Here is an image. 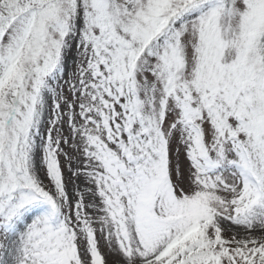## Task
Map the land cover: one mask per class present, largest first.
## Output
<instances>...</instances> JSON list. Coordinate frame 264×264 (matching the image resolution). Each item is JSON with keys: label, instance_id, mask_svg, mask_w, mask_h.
<instances>
[{"label": "snow or ice", "instance_id": "snow-or-ice-1", "mask_svg": "<svg viewBox=\"0 0 264 264\" xmlns=\"http://www.w3.org/2000/svg\"><path fill=\"white\" fill-rule=\"evenodd\" d=\"M0 264H264V0H0Z\"/></svg>", "mask_w": 264, "mask_h": 264}]
</instances>
